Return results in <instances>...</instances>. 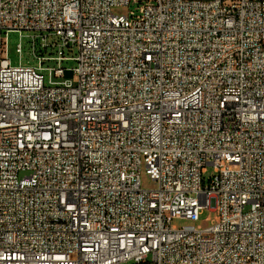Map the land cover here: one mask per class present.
Returning <instances> with one entry per match:
<instances>
[{
  "label": "built area",
  "instance_id": "2783aa9c",
  "mask_svg": "<svg viewBox=\"0 0 264 264\" xmlns=\"http://www.w3.org/2000/svg\"><path fill=\"white\" fill-rule=\"evenodd\" d=\"M0 264H264V0H0Z\"/></svg>",
  "mask_w": 264,
  "mask_h": 264
},
{
  "label": "rangeland",
  "instance_id": "374dc122",
  "mask_svg": "<svg viewBox=\"0 0 264 264\" xmlns=\"http://www.w3.org/2000/svg\"><path fill=\"white\" fill-rule=\"evenodd\" d=\"M114 12L117 14L127 13L125 9H116ZM34 36H35V33L33 32H21V33L12 32L7 35L8 51H9V56H10V59L13 65L19 64L20 58L18 54L16 53V48L18 44L20 43V39H21L22 48H23V55H22L23 65H32V66L37 65V60L33 56L32 41H33ZM37 54L41 55L39 52V44L37 45ZM62 66L65 67L67 70H69L75 66V63L72 61L64 62ZM71 77H72V73L67 72L66 79H70ZM212 176H214V170L212 167H209L208 173L204 177L206 178V180H208ZM141 185L144 190H153L156 188V184L147 177V175L145 174V171L142 172ZM217 219H218V214L216 213V211L205 210L202 212L200 216V220L197 223H192L186 220H174L172 224L173 226L177 228L194 226V227H200L202 229H207L211 226L212 221H215Z\"/></svg>",
  "mask_w": 264,
  "mask_h": 264
}]
</instances>
